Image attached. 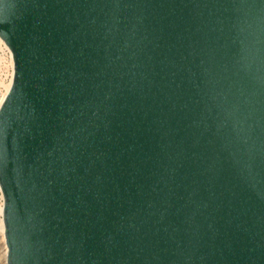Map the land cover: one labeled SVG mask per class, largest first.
I'll use <instances>...</instances> for the list:
<instances>
[{
  "label": "water",
  "instance_id": "obj_1",
  "mask_svg": "<svg viewBox=\"0 0 264 264\" xmlns=\"http://www.w3.org/2000/svg\"><path fill=\"white\" fill-rule=\"evenodd\" d=\"M6 264H264V0H0Z\"/></svg>",
  "mask_w": 264,
  "mask_h": 264
},
{
  "label": "built area",
  "instance_id": "obj_2",
  "mask_svg": "<svg viewBox=\"0 0 264 264\" xmlns=\"http://www.w3.org/2000/svg\"><path fill=\"white\" fill-rule=\"evenodd\" d=\"M0 100L4 95L6 88L4 85L7 84L10 80L11 75V63L10 57L7 49L0 43ZM1 218V217H0Z\"/></svg>",
  "mask_w": 264,
  "mask_h": 264
},
{
  "label": "rangeland",
  "instance_id": "obj_3",
  "mask_svg": "<svg viewBox=\"0 0 264 264\" xmlns=\"http://www.w3.org/2000/svg\"><path fill=\"white\" fill-rule=\"evenodd\" d=\"M0 67H1V63H0ZM6 85L7 84L4 85V88L6 87ZM0 206H1V198H0ZM0 221H1V218H0ZM5 254H6V247H5V243H4V238L0 235V264H6Z\"/></svg>",
  "mask_w": 264,
  "mask_h": 264
},
{
  "label": "bare ground",
  "instance_id": "obj_4",
  "mask_svg": "<svg viewBox=\"0 0 264 264\" xmlns=\"http://www.w3.org/2000/svg\"><path fill=\"white\" fill-rule=\"evenodd\" d=\"M3 45V44H2ZM7 88V85L6 87ZM0 212H1V206H0ZM1 222V221H0ZM0 235L3 237V227H2V223H0Z\"/></svg>",
  "mask_w": 264,
  "mask_h": 264
}]
</instances>
